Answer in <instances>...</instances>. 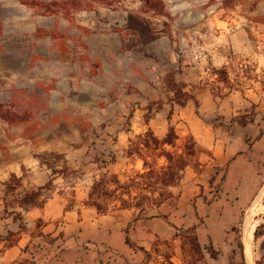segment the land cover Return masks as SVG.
Returning a JSON list of instances; mask_svg holds the SVG:
<instances>
[{
  "label": "rangeland",
  "instance_id": "374dc122",
  "mask_svg": "<svg viewBox=\"0 0 264 264\" xmlns=\"http://www.w3.org/2000/svg\"><path fill=\"white\" fill-rule=\"evenodd\" d=\"M162 2L168 16L144 13L161 31L144 43L124 31L129 11H139L141 0H0L3 247L27 232L24 210L53 197L63 198L67 208H95L90 203L96 202L108 207L106 214L133 221L155 216L177 221L183 184L198 177L208 185L210 199L221 196L227 163L203 142L233 137V152L244 147L249 174L258 182L225 244H202L197 226L204 217L199 216L194 230L171 221L176 227L171 238L157 236L138 246L129 235L136 252L113 264H264V234L254 235L264 223V0H243L232 10L210 0ZM222 69L229 83L221 79ZM176 90L195 100L184 107L172 104ZM148 105L153 111H147ZM242 121L251 122L238 123ZM149 132L158 139L168 136L175 146L164 149L190 164L160 206L149 200L143 211L125 209L122 199L134 204L146 191L139 178L144 161L137 151L145 150L140 135ZM161 152L146 153L152 166L166 165L165 156L156 159ZM34 159L43 174L29 166ZM104 173L117 174L122 183L135 179L132 194L116 183L93 189ZM188 204L191 210L192 200ZM251 222L256 226L249 260L245 239ZM43 240L53 243L55 238L37 239Z\"/></svg>",
  "mask_w": 264,
  "mask_h": 264
},
{
  "label": "crops",
  "instance_id": "0c3cea01",
  "mask_svg": "<svg viewBox=\"0 0 264 264\" xmlns=\"http://www.w3.org/2000/svg\"><path fill=\"white\" fill-rule=\"evenodd\" d=\"M203 145L227 163L219 198L210 199L208 185L198 177L183 184L179 192L183 208L181 205L177 210L176 214L180 216L177 221L157 216L133 221L131 217L101 214L87 206L81 209L67 208L63 198H49L41 206L24 210L28 230L23 236L5 247V241L0 240V264H113L136 252L126 243L127 231L132 240L141 246L153 237L171 238L175 234V226H197L199 216L204 217L202 225L197 226L202 244L211 242L214 246H222L229 236L230 227L239 220V213L254 197L255 190L251 186L258 181L249 174L251 162L244 147L238 149V154L233 152V137L226 141H205ZM29 164L38 173H44L43 167H38L35 159ZM191 200L193 205L190 210L188 201ZM231 216L233 219H230ZM38 223L40 226H37ZM35 229H38L37 234L34 233ZM46 236L55 238V241H37ZM37 242H41V245L28 252ZM25 256L27 260L21 263Z\"/></svg>",
  "mask_w": 264,
  "mask_h": 264
},
{
  "label": "trees",
  "instance_id": "16d2710c",
  "mask_svg": "<svg viewBox=\"0 0 264 264\" xmlns=\"http://www.w3.org/2000/svg\"><path fill=\"white\" fill-rule=\"evenodd\" d=\"M212 3L217 2L220 4V8L223 10H232L236 7L237 4L241 3L243 0H210ZM141 7L139 11H129L128 16H127V23L124 27V31H128L130 34L133 36L139 37L142 39L144 43H148L154 39L157 38V36L161 33L160 30H157L156 28H153L151 23L148 21V19L144 16V13L152 12L154 15H165L168 16L164 13V4L162 0H141ZM164 25L167 27L169 24L167 22H164ZM122 33V31H121ZM220 74L221 79L224 82L229 83L228 79V74L227 71L222 69L218 71ZM191 99L195 100V97L185 91H175V96L174 98L170 99V102L173 104L174 102L178 103L180 106L184 107L187 102ZM197 103V101H196ZM198 105V103H197ZM162 109V106L156 107L154 110L155 111H160ZM147 111H153V108L151 105L147 106ZM146 117L149 119V116L146 115ZM235 121V120H233ZM251 121H242L238 122L241 125H246ZM171 134H168L169 136L174 134V129H171ZM147 136V137H146ZM145 137L142 142V145L145 150L143 149H138V153L142 160L144 161V167H143V172L139 173V178L144 179L145 181L141 183L142 190L144 188L143 193H141L139 197V201H137L134 204H129L126 203L127 201L122 199L124 202L123 208H139L141 211L144 210V203L146 201L152 200L153 204L156 206H160L165 199L169 198L171 196V193L169 191V187L175 185L177 182L180 181L182 178L181 171L184 170V168L190 164L187 160L184 159L183 155L177 154L175 155L172 152H167L164 149V146L166 144H170L171 146H175L173 141L169 139V137H165L163 139H158L154 137L153 132H149L147 135H140V138ZM190 141L192 143L191 148H195L197 146V142L193 138V136L190 137ZM158 148L161 149V153L158 155L156 154V159H160L162 156L166 157V165H161L159 166L156 164L155 166H152L150 162L147 159L146 153L154 152ZM194 151L189 153V155H192ZM155 181H151V178H155ZM111 183H116L118 185H121L120 187L124 188L125 193L127 194H132L131 191H129V188L133 185L136 184L135 179H131V181L124 182L122 183L119 179V176L117 174H110V173H104L99 179L95 180L94 188L93 189H98V187L104 185H109ZM140 184V183H138ZM143 185L145 187H143ZM109 190V189H108ZM106 191V192H105ZM102 189V192L104 194L108 195V191ZM115 192V190H112ZM111 192V191H110ZM124 194V193H123ZM137 198V197H136ZM90 206H93L97 209V211L101 214H106L108 212V207L99 205L96 202L90 203ZM264 217V216H263ZM140 217H136L135 220L139 219ZM23 225L20 226L22 228ZM194 230V227H193ZM264 234V223H261L254 235L255 238L258 239ZM126 243L129 244L133 248H138L137 245L131 240L129 233L127 231V236H126ZM239 247L243 251V243L239 242ZM259 264V262H257Z\"/></svg>",
  "mask_w": 264,
  "mask_h": 264
},
{
  "label": "bare ground",
  "instance_id": "6f19581e",
  "mask_svg": "<svg viewBox=\"0 0 264 264\" xmlns=\"http://www.w3.org/2000/svg\"><path fill=\"white\" fill-rule=\"evenodd\" d=\"M256 207V206H255ZM251 211V210H250ZM250 220H252L251 218H249ZM248 219V221H249ZM257 219V218H256ZM253 221V220H252ZM259 223V222H258ZM249 226L247 227V233H246V236L247 238L245 239V247H246V256L248 257L249 260H251V242H252V239H253V233H254V230H255V226L256 224L251 222L250 224H248ZM247 259V260H248ZM248 264H249V261H248ZM252 264V263H251Z\"/></svg>",
  "mask_w": 264,
  "mask_h": 264
}]
</instances>
